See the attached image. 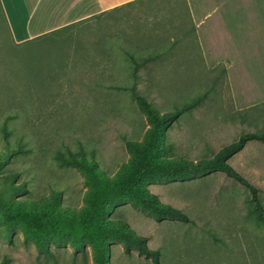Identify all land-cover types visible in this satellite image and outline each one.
Wrapping results in <instances>:
<instances>
[{"label": "rangeland", "instance_id": "1", "mask_svg": "<svg viewBox=\"0 0 264 264\" xmlns=\"http://www.w3.org/2000/svg\"><path fill=\"white\" fill-rule=\"evenodd\" d=\"M214 2L235 4L213 18L200 9L204 33L202 27L197 33L193 4ZM125 53L153 58L133 78ZM132 86L160 113L206 97L160 140L189 160L210 158L243 133L264 132V0H140L74 26L68 36L58 32L29 42L15 38L1 7L0 174L19 175L15 183L27 189L20 197L41 199L55 190L64 207L80 210L88 190L84 177L59 166L57 156H85L111 177L129 164L125 140L143 143L150 127ZM228 164L258 190L264 206V144L249 142ZM143 185L188 222H157L127 201L109 205L107 216L145 237L146 246L160 252L159 264H264V224L251 215L250 195L240 184L216 172ZM109 250L110 264H153L117 242ZM4 260L93 264L88 248L67 244L50 243L40 254L0 213Z\"/></svg>", "mask_w": 264, "mask_h": 264}, {"label": "trees", "instance_id": "2", "mask_svg": "<svg viewBox=\"0 0 264 264\" xmlns=\"http://www.w3.org/2000/svg\"><path fill=\"white\" fill-rule=\"evenodd\" d=\"M108 12L62 26L28 42L58 32L68 36L74 26ZM125 56L132 65L133 78H136L138 69L153 58L135 59L128 53ZM129 91L150 123L143 143L125 140L124 147L131 156L129 164L122 165L115 176L111 177L98 170L96 163L87 160L85 156H57L59 166L76 168L84 177L88 190L85 206L80 210L64 207L61 203V192L55 190H51L47 197L41 199L20 197L21 194H27V189L25 183H15L19 175L0 174L5 186V192L0 193L3 223L18 227L24 241L32 243L40 254L49 252L50 243L67 244L75 251L88 248L93 264H110L109 244L117 242L127 254L135 251L138 255L151 259L153 264H159L160 252L149 249L145 237L130 229L124 220L107 216L109 205L127 201L145 211L157 222L164 219L188 222L183 212L161 203L143 184L153 180L182 179L220 172L248 191L249 201L253 206L251 215L256 222L264 224V206L258 190L228 164V160L241 152L249 142L264 144V132L243 133L212 157L189 160L173 154L172 145L164 147L160 140L166 127L199 108L206 97H198L179 109L160 113L136 92L135 86L130 87ZM163 152L165 155H162ZM0 264H7V261Z\"/></svg>", "mask_w": 264, "mask_h": 264}, {"label": "crops", "instance_id": "3", "mask_svg": "<svg viewBox=\"0 0 264 264\" xmlns=\"http://www.w3.org/2000/svg\"><path fill=\"white\" fill-rule=\"evenodd\" d=\"M138 1L140 0H2L3 5L1 7L3 12L8 15L15 38L18 41H24L46 34L62 26ZM234 4V2L232 4L230 2H214V4L207 5L205 8L204 5L193 4L191 9L193 18L191 19L197 30L196 32L198 33L202 27L198 19L200 13L198 11L210 10L206 16L207 18H213L216 15H221L224 6ZM72 17L75 18L70 19ZM222 17L226 22L228 18H226L225 14H222ZM67 19L69 20L65 23L56 25ZM202 30L204 33V27H202Z\"/></svg>", "mask_w": 264, "mask_h": 264}, {"label": "bare ground", "instance_id": "4", "mask_svg": "<svg viewBox=\"0 0 264 264\" xmlns=\"http://www.w3.org/2000/svg\"><path fill=\"white\" fill-rule=\"evenodd\" d=\"M243 90H245V89H243Z\"/></svg>", "mask_w": 264, "mask_h": 264}]
</instances>
